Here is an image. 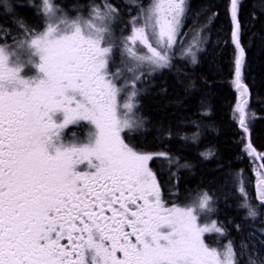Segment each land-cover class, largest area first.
<instances>
[{"label":"snow or ice","instance_id":"6c2138e0","mask_svg":"<svg viewBox=\"0 0 264 264\" xmlns=\"http://www.w3.org/2000/svg\"><path fill=\"white\" fill-rule=\"evenodd\" d=\"M130 5L137 14L125 21ZM240 5L230 0L234 111L248 134ZM4 7L17 18L0 27V264H264V163L256 168L255 207L238 182V210L251 230L237 241L211 219L218 209L207 190L183 205L164 199L152 165L189 163L125 139L144 124L138 85L170 67L182 43L189 0H93L75 17L40 0L43 15L32 25ZM193 48L183 55L196 63ZM70 125L87 126L86 137L66 140ZM245 151L264 161L250 142ZM206 234L217 236L216 247Z\"/></svg>","mask_w":264,"mask_h":264},{"label":"trees","instance_id":"16d2710c","mask_svg":"<svg viewBox=\"0 0 264 264\" xmlns=\"http://www.w3.org/2000/svg\"><path fill=\"white\" fill-rule=\"evenodd\" d=\"M70 2L85 7L93 0ZM14 10L27 23L33 21L30 8L15 5ZM6 19L12 20L10 16ZM239 19L241 42L246 50L243 82L250 93L246 107L249 133L239 127V113L234 111L238 92L233 85L235 47L231 39L230 0H189L184 27L186 34L200 36L197 62L175 54L170 67L145 77L139 112L144 124L130 136L131 143L144 151H167L178 157L179 163H189L190 168L173 164L166 171L162 166L156 169L171 191L177 193L178 189L177 201L197 190L209 191L218 209L213 217L237 241L251 229L242 219L246 210H238L242 199L232 185V174L239 172L246 185L252 180V170L264 163L245 151L250 142L257 153H264V0H241ZM169 131L171 139L167 136ZM208 151L213 155L204 159L200 154ZM254 193L252 189L249 197L255 207ZM258 211L264 215V208ZM235 224L242 225L240 232ZM255 226L259 228L260 224Z\"/></svg>","mask_w":264,"mask_h":264},{"label":"rangeland","instance_id":"374dc122","mask_svg":"<svg viewBox=\"0 0 264 264\" xmlns=\"http://www.w3.org/2000/svg\"><path fill=\"white\" fill-rule=\"evenodd\" d=\"M18 1L19 0H0V14H3V17L4 18L6 16H10L11 19H12V21H14L16 18L10 12H6V9H5L4 5H5V3L8 4V5H11L12 6V12L15 13L14 6L15 5L18 6L17 5V2ZM22 1H24V2H23V4L21 2V7H28V8H30L32 10V13H33L34 23L35 22L37 23L36 17L43 15L42 11L38 10V7H37L39 5L40 0H22ZM70 1L71 0H63V1L54 0V3L57 6H59L60 8H62L64 10V12L68 16H70V17H75L78 14H86V13L83 12V9L85 7L79 6L78 4H75L74 2H70ZM114 1H121L123 4L129 2V0H114ZM150 2H151V0H137V3L142 4L144 6H147V4L150 3ZM97 3H99V2H97ZM130 12L135 13V15L137 14V10H136V8H135L134 5L131 6V11ZM128 13H129L128 10L127 11L125 10V12L123 13V18H124L125 21H127L128 19H130L129 16H133V15H129ZM130 14H132V13H130ZM120 27H123V25H120ZM185 31H186V27H184L183 30H182V32H183V35L181 36L182 43H180V44H178L176 46V48H175V54H178L181 57L186 58V59H188V60L191 61V57L190 56L183 55V52H184L185 49L188 48L189 45H194L193 50L196 51V53H197V51H199V49H200L199 48L200 36L199 35H196V34H194L195 36H192V35L190 36L189 34H186ZM124 34H127V32H125ZM116 35L117 36L120 35L119 29H117ZM187 35H189V37H187ZM117 63H119V53H117ZM156 72H158V70ZM156 72H154V73H156ZM154 73H152V74H154ZM27 74L28 75H33L34 72H28ZM138 87L143 88V86L141 87V84L138 85ZM238 118H239V114H238ZM87 130H88V127H87ZM137 132L138 131L126 135L127 137H125V139L127 138V140L129 142H131L132 141V137H130V136L132 134H134V133H137ZM160 162L161 161H158L157 163H154V164L156 166H162L163 167V170H165V171L169 169V165L167 164V162H165L163 165H160ZM252 172H253L252 180H249L247 182V184L245 185V187H246V191H247V193H248L249 196L251 195V190L253 189L254 192H255L254 195L256 197V186H255V182H256V169L254 168L252 170ZM241 179L244 181L243 176L239 172H235L234 174H232V180H231V182H232V185L235 188L236 192H237L238 182ZM166 190L164 191L165 192L164 199L169 203V205H171V203H178V204L183 205L184 203L188 202V198L190 196H188L186 199L184 198L183 201H177L179 199L176 198V195H177L176 192L171 191L167 186H166ZM194 195H191V196H194ZM238 196H239V198H241L240 195H238ZM242 203H243V200H242ZM211 219L216 220L213 217V215L211 216ZM201 222L203 223L205 221L202 220ZM217 239L218 238H217V236L215 234H206L205 242L207 244H209V246L216 247L217 246Z\"/></svg>","mask_w":264,"mask_h":264},{"label":"flooded vegetation","instance_id":"af4514ba","mask_svg":"<svg viewBox=\"0 0 264 264\" xmlns=\"http://www.w3.org/2000/svg\"><path fill=\"white\" fill-rule=\"evenodd\" d=\"M21 2L23 4L24 1L19 0L17 2V5L18 6H21ZM28 24L29 25H32V24H36V22L34 23V20H33L31 23H28ZM0 27H3V28H8L9 27V25L4 22L3 14H0ZM2 36H3V32H0V37H2ZM8 43H11V41L9 40ZM88 130H87V126H84V125H70L67 129L64 130V136H65V139L66 140H72L74 137L77 138V139H79V140H83L86 137ZM126 142L132 144L131 142H129L127 140V138H126ZM132 145H134V144H132ZM137 148H139V147H137ZM139 149L140 150H143L141 148H139ZM152 167H153V170L157 174V180H158V182L161 185L162 192L165 194L164 191L166 190V181L160 178V176H159V174L157 172V169H156V165L153 164Z\"/></svg>","mask_w":264,"mask_h":264}]
</instances>
